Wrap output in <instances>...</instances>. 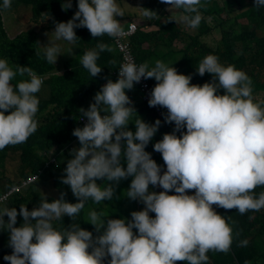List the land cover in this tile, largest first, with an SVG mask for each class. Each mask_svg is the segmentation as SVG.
<instances>
[{
	"label": "clouds",
	"instance_id": "obj_1",
	"mask_svg": "<svg viewBox=\"0 0 264 264\" xmlns=\"http://www.w3.org/2000/svg\"><path fill=\"white\" fill-rule=\"evenodd\" d=\"M18 2L0 0L4 24L5 14H17ZM161 3L182 10L181 18L189 28L200 25L202 0ZM74 4L78 11L70 20L54 22L52 34L57 41L74 43L78 40L74 29L82 27L92 37L107 35L113 39L125 36L130 28L131 24L123 29L116 19L124 16L118 0H77ZM254 5L262 8L264 0H254ZM71 7V0L62 5L65 10ZM140 9L145 16L153 13ZM137 32L123 39L128 40L132 55L130 40ZM42 48L45 60L54 65L60 56L59 46L49 43ZM105 50L111 48L99 42L81 57V65L92 77L102 70L97 60ZM16 64L0 58V150L26 142L41 129L38 120L42 114L38 120L35 118L40 104L37 93L44 91L47 75L35 72L28 63ZM196 71L200 76L210 74L212 81L191 84V75L178 74L161 60L151 65L131 61L121 64L117 80L108 79L94 95V103L87 110L79 109L80 119L86 117L87 123L72 132L79 148L77 142L69 147L71 158L61 178L78 202H67L61 193L59 199H44L31 211L25 205H20L19 213L15 207L0 206V231L9 233L8 246L12 249V254L3 259L8 264H103L106 257H110L108 264H208L209 251L227 252L233 242V229L213 205L236 209L241 215L264 209V191L254 192L264 187V101L254 98L253 82L244 71L220 63L214 54L205 56ZM17 76L27 79L10 83ZM142 78L152 90L148 101L138 85ZM150 78L157 82L153 89ZM135 83L141 101L159 116L163 115L161 108L167 109L164 123H174L172 132L153 144L166 166L163 174L151 153L145 151L161 121L144 122L131 106L126 92ZM48 155V165L59 166L61 156L53 151ZM128 178L131 182L126 197L144 205L143 210L130 213L131 219L107 218L103 211L90 209L87 223L98 235L81 229L80 224L54 227V220L65 216L73 220L88 201L99 205L113 200L115 186ZM38 181V175H31L10 195L25 192ZM97 181L107 183L101 187L103 182ZM150 185L163 191H152ZM187 190L195 191L189 195ZM7 197L0 195V204ZM18 215L23 222L15 226ZM246 244V240L241 241L242 246Z\"/></svg>",
	"mask_w": 264,
	"mask_h": 264
},
{
	"label": "trees",
	"instance_id": "obj_2",
	"mask_svg": "<svg viewBox=\"0 0 264 264\" xmlns=\"http://www.w3.org/2000/svg\"><path fill=\"white\" fill-rule=\"evenodd\" d=\"M121 1L124 0H118ZM62 2L63 0H39L33 6L24 7L21 23L30 27L26 31L27 37L17 35L12 39L0 14V58H7L14 64L13 66L17 65L16 63H28L30 64L28 67L35 72L48 76L44 91L40 90L37 93L40 104L35 118L38 120L42 114L41 119L38 120L40 131H36L22 144L9 145L0 150V195L8 196L1 206L15 207L17 213L20 205H25L31 211L44 199L47 202L59 199L61 193H64L67 202H78L69 186L61 182V178L66 175L64 169L71 158L69 147L77 142L76 148H79L78 138L72 135L73 130L80 127L79 109L87 110L89 105L94 103V95L108 79L113 82L117 80L116 74L124 59L117 55L115 47L109 41L110 37L107 35L92 37L89 30L82 27L74 29L78 38L74 43L81 47H89L90 49L86 51L96 48L99 42L111 44L108 46L111 51L105 50L99 54L97 64L102 68L101 72L96 77H92L79 61L82 56L77 55L66 62L65 53L61 52L54 65L48 63L42 48L48 45L45 42L47 34L54 32V22H67L78 11L77 4L71 3L72 7L65 10L62 8ZM233 2H238L240 7L233 6ZM202 3L203 7L199 9L202 20L196 29L189 28L182 19L174 17L170 12L167 13L164 7L170 5L161 3V0H134L130 9L124 3L121 4L120 7L127 17L130 16L131 20L133 16L131 22L139 27L136 36L130 40L137 64L147 62L151 65L156 60H161L173 66L178 74L191 75V84L203 85L211 82L212 77L208 73L200 76L196 68L205 56L214 54L219 58L220 63L234 65L244 71L253 82L254 98L264 101V7L254 8V0H207L206 3L202 0ZM140 8L153 13L145 16ZM223 14L226 15L223 17ZM33 25H40V36L36 29L31 28ZM40 37L43 42H40ZM58 63H62L67 69L65 73H60L63 67H58ZM21 79H27V76H17L10 83L15 84ZM148 80L153 89L157 82L151 78ZM137 88L138 86L134 84L133 89L126 94L131 102L135 100L133 107L138 116L149 124L157 119L161 121L156 136L145 149L159 165L162 157L153 150V144L160 141L164 134L171 133L174 123L165 124L164 115L167 114V109L161 108L163 115L159 116L156 110L141 101ZM219 94H223V91L220 90ZM7 114L9 113L5 112V115ZM130 124L134 125V121H130ZM132 127L129 125L130 129ZM182 131L186 132V129ZM179 135L180 133H177L178 137ZM51 151L61 156L59 166L48 165L50 163L48 154ZM7 159L17 162L6 163ZM31 175H38L39 181L25 192L10 195L14 189L21 188ZM102 182L97 181V183ZM106 183L103 182L101 187ZM46 186L51 188L48 190L52 194L51 198H48L45 192L41 194ZM154 191L159 193L163 189L156 186ZM194 191L187 190V194H194ZM262 191L264 187L254 189L256 194ZM213 208L217 214L226 216L231 224L233 242L227 252L209 251L208 264H264V209L248 211L241 215L236 209L227 210L216 205H213ZM90 209L103 211L109 216L107 218L113 219L122 218L127 214L122 206L113 200L103 201L99 205L88 201L73 220L65 216L62 220H54L53 225L57 229H62L67 228L71 223L80 224L81 229L96 236L98 233L95 232L94 226L87 223V212ZM151 216L154 217L155 214L151 213ZM4 220L7 223L8 217L5 216ZM22 222V217L18 215L15 226H19ZM8 240L9 233L0 231V264H8L3 257L12 254ZM244 240L247 244L242 246L241 241ZM108 260L110 257H106L103 264H108Z\"/></svg>",
	"mask_w": 264,
	"mask_h": 264
},
{
	"label": "rangeland",
	"instance_id": "obj_3",
	"mask_svg": "<svg viewBox=\"0 0 264 264\" xmlns=\"http://www.w3.org/2000/svg\"><path fill=\"white\" fill-rule=\"evenodd\" d=\"M118 3H119V6L124 3V5L128 9H130V5L134 4V0H124V1H121ZM233 6H235L236 8L240 7L238 2H233ZM171 13H173V12H171ZM16 15L17 14H11L8 12L7 14H5V17H4L6 29L8 30L12 39H14L17 36V33H16L17 31H21L23 29H26V27H20V28L17 27V21H16V17H15ZM225 15L226 14H223V17ZM129 18H130V16L127 17V15L125 13H124V16L116 17V19L121 23V26L123 29H127L129 27V24L131 22V20ZM33 27L37 30H40V27L38 25H34ZM208 40H210V37L208 38ZM72 44L75 45V43H72ZM119 47H120V45H119ZM133 52H134V50H133ZM133 56H134V53H133ZM123 62L124 63L126 62L125 58L122 60V63ZM63 72L65 73V71H63ZM45 78L47 80L48 76H45ZM13 161L17 162V160L7 159L6 163L7 162H13ZM161 165H162V167H161L162 171H165L166 167L164 166L163 160H162ZM124 166L126 167V165H124ZM162 174H163V172H162ZM130 182H131V178H128V181H127V179L121 180L119 182V184L115 186V192H114V196H113V202H115L118 205H121L122 208L124 209L125 213H127L122 218H127V219H131V216H130L131 212L140 211V210H143V208H144L143 203L136 201V200H129L126 197L127 196L126 190L128 189ZM109 183H111V182H109ZM149 187H150V190L154 191V188L151 185ZM50 189H51L50 186H46L44 188V190L41 192V194L45 192L47 197L51 198L52 194L50 191L48 192V190H50ZM136 204H137V207H136ZM150 216H151V213H150ZM133 231L135 233L136 230L134 229Z\"/></svg>",
	"mask_w": 264,
	"mask_h": 264
},
{
	"label": "crops",
	"instance_id": "obj_4",
	"mask_svg": "<svg viewBox=\"0 0 264 264\" xmlns=\"http://www.w3.org/2000/svg\"><path fill=\"white\" fill-rule=\"evenodd\" d=\"M77 0H71V3H75ZM39 2V0H19V2H18V11H17V21H18V23L20 24V27H26L25 25H23L22 23H21V18H22V14H23V8L24 7H29V6H33V5H35V4H37ZM66 3H68V0H63V2H62V4H66ZM162 8V7H161ZM165 9H166V11H167V13H171V12H173V13H171V15H174V17H176V18H179V19H182L181 17H182V15H184V13L182 12V10H179V9H174V8H171V5L169 6V7H164ZM132 18H134L133 16L131 17V20H132ZM132 23H134V22H130V24H132ZM136 24V23H135ZM34 26V25H33ZM31 27L32 29H35L34 27ZM39 27H40V25H38ZM30 29V27H26V29H23V30H21L20 31V34H18L20 37H27V34H28V32H26L27 30H29ZM129 29V28H128ZM36 31H37V33H38V35L40 36V34H41V27H40V30H37L36 29ZM47 37H49V39H47ZM108 41V40H107ZM110 42H111V44H113L112 46H114L115 47V51H116V53H117V55H119L120 57L122 56V58H123V55H122V51H121V49L119 48V41H118V39H113V38H110V40H109ZM40 42H43V40H42V38L40 37ZM45 42L46 43H54V44H56V45H58L59 46V48H60V52L61 53H65V57H64V60H66V62L68 61V59L69 58H72V57H75V56H77L78 55V57L79 56H82L85 52H86V49H90L89 47H81V46H79V45H74V44H72V43H67V42H64L63 40H60V41H57V40H55V38H54V35L52 34V33H50V34H47V36H46V39H45ZM110 42H106L105 44L106 45H108V46H110L111 44H110ZM126 43H128V40H126L125 41ZM92 49H94V48H92ZM132 50H134L133 48H132ZM23 53H25V52H23ZM39 56V55H38ZM79 61H81V58L79 59ZM124 63V62H123ZM123 63H121V64H123ZM136 63H137V61H136ZM139 65V64H138ZM121 66V65H120ZM58 67H63L62 69H61V71H60V73H64L63 71H65L66 72V68L63 66V64L62 63H58ZM79 68H82V66H79ZM116 76L118 77V72H117V74H116ZM136 84V83H135ZM141 97V96H140ZM134 103H135V100H132V105L131 106H133L134 105ZM84 121H87V118L86 117H84L83 119H80L79 120V125H80V127L82 128L83 126H84ZM161 163H162V160H161V162L159 163V165H161ZM165 166V165H164ZM161 167H162V165H161ZM166 167V166H165ZM127 181H128V179H127ZM121 190V189H120ZM137 205V204H136Z\"/></svg>",
	"mask_w": 264,
	"mask_h": 264
},
{
	"label": "built area",
	"instance_id": "obj_5",
	"mask_svg": "<svg viewBox=\"0 0 264 264\" xmlns=\"http://www.w3.org/2000/svg\"><path fill=\"white\" fill-rule=\"evenodd\" d=\"M137 31H138V26L136 24L132 23L130 25V28L127 31H125L126 35L121 37V38H118V41L120 43L119 48L121 49V51L123 53V57L126 59V62L131 61V62L136 63L134 58H133L132 52L130 50V45L128 43H125L123 41V39H126L128 37L133 36ZM138 85L140 86L141 91L143 93H145V100L148 101L150 98L151 91H152V90H150L148 83L146 82L145 79L142 78L141 81L138 83ZM155 107H157V106H155ZM86 123H87V121H84V124H86ZM4 202L5 201H3V203ZM0 206H1V204H0Z\"/></svg>",
	"mask_w": 264,
	"mask_h": 264
}]
</instances>
